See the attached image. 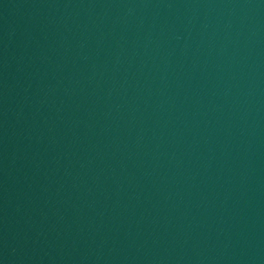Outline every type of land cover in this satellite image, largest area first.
<instances>
[{"label":"water","instance_id":"95a60500","mask_svg":"<svg viewBox=\"0 0 264 264\" xmlns=\"http://www.w3.org/2000/svg\"><path fill=\"white\" fill-rule=\"evenodd\" d=\"M0 264H264V0H0Z\"/></svg>","mask_w":264,"mask_h":264}]
</instances>
